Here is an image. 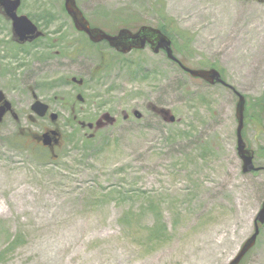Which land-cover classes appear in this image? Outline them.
<instances>
[{"label":"rangeland","instance_id":"rangeland-1","mask_svg":"<svg viewBox=\"0 0 264 264\" xmlns=\"http://www.w3.org/2000/svg\"><path fill=\"white\" fill-rule=\"evenodd\" d=\"M77 5L109 34L172 24L180 62L192 70L215 66L228 86L195 79L150 47L119 55L107 44L92 46L72 26L64 0H22L20 14L53 24L48 39L61 40L46 56L60 51L63 67L33 79L27 63L23 70L2 64L13 75L1 84L20 115L28 85L38 87L60 116L63 145L56 159L47 158L10 121L0 127V264H230L264 203V3ZM75 44L81 49L73 58ZM235 91L246 97L244 139L261 168L250 174L237 154ZM79 93L85 102L76 100ZM106 113L116 125L90 139L95 133L78 122L96 123ZM29 129L39 133L40 126ZM242 264H264V226Z\"/></svg>","mask_w":264,"mask_h":264},{"label":"water","instance_id":"water-1","mask_svg":"<svg viewBox=\"0 0 264 264\" xmlns=\"http://www.w3.org/2000/svg\"><path fill=\"white\" fill-rule=\"evenodd\" d=\"M64 2L65 10L71 17L76 30L78 32L85 33L92 43L100 44L102 42H107L112 49L122 55H128L135 50H145L147 46H150L154 54H159L160 51H165L167 58L170 61L179 64L183 71L189 74L191 77L200 79L211 86H228L222 78L221 73L214 68L209 70H192L182 65L174 55L172 40L169 39L165 34H163L161 30L149 26H142L135 32L129 29H122L118 34L110 35L99 28H91L90 23L86 20L82 11L79 9L76 0H64ZM0 4L4 7L8 18L12 20L14 33L17 37L20 38L21 42L27 41L28 36H31L32 40L42 35L41 32H38V28L27 16L18 15L17 12L21 5V0H0ZM72 81L77 83L78 85H83L84 83L83 80H77L76 78H74ZM236 94L239 97V101L236 106V118L238 123L237 154L243 164L242 172L244 174H250L260 171L261 169L255 166V152L247 147L243 136V131L245 128L246 98L238 92H236ZM2 102H4L5 107L0 108V124H2L5 114L8 111H11L12 108L10 102L6 101L3 92L0 91V103ZM33 109L38 114L44 115L48 111V106L41 102H37ZM161 112L165 113L166 111ZM134 116L137 118V120H141L143 117V115L138 111L134 112ZM52 118L53 121H56L57 115H52ZM102 118L97 121L96 124H83L82 127H87L90 130L95 129V131H99L110 126H114L117 123L116 118L111 117V115L108 113L102 116ZM127 119L128 115L124 117V120ZM175 120L176 119L174 117H170V123H174ZM51 135L46 134L42 136L40 142H43L45 146H49L52 143H55V145H59L61 134L58 131H53ZM263 225L264 203L256 217L255 230L253 235L244 243L239 253L230 264H242L248 254L256 247L258 238L261 234V227Z\"/></svg>","mask_w":264,"mask_h":264},{"label":"flooded vegetation","instance_id":"flooded-vegetation-1","mask_svg":"<svg viewBox=\"0 0 264 264\" xmlns=\"http://www.w3.org/2000/svg\"><path fill=\"white\" fill-rule=\"evenodd\" d=\"M256 1L264 3V0H256ZM21 5H22V2H21ZM19 10L17 12L18 15L19 16L24 15V14H20ZM84 16L90 23V26L92 28H95L91 24L90 20L86 17L85 14ZM30 20L38 28V32H41L42 35L32 40H31V36H28L27 41L21 42L20 38L17 37L14 33L12 20L8 18L4 7L1 6L0 4V22L3 23V26H2L3 28L0 29V91L3 92L6 98V101L10 102V104L12 105L11 111H8L5 114L4 120L2 124H0V127H2L3 125H5V123L10 121L12 125L19 128L20 137H24L26 141H30L32 144H35L41 147L43 151H46V153L51 154L52 152L57 151L63 145V135L60 129L58 128V121L60 119V116L56 113L57 115L56 121H53V118H52V115H54V110H53L54 105H52L51 103L50 104L45 103V101H43V99L37 95L40 89L38 87L35 89L33 86L29 84L28 89H27L28 94H29L27 110L29 112L25 109V112H23V114L20 115L16 111L15 104L8 98V94H7L8 90H5L1 84L3 80L11 79L13 75L12 71H9L7 69L3 70V68H7V67L2 64H9V66L11 67L12 65H16L18 69H15V70H19V69L23 70L24 64L27 63V66L30 71V75L31 77H33V79L39 78L41 74H43L47 69L50 68V66L56 65L59 69H62L63 67V65L58 61L61 55L60 51H55L54 53L55 55L51 54L50 56H46V53L49 51L50 52L53 51L55 46L59 45V41L61 40V39H55V40L48 39L49 38L48 30L52 27L53 24L43 25L41 23H37L36 21L32 19ZM72 26L75 29L73 22H72ZM56 31L58 32L57 34L60 35L61 29H58ZM79 34L85 36L88 39V36L86 34L84 33H79ZM73 46L74 47L72 51H73V58H74L79 55L81 48L77 49V47H80V46L76 44ZM97 47H99V45H97ZM74 78L75 77H73L72 80ZM72 83L76 84L75 82H72ZM83 85H78V86L82 87ZM55 99H56V102L59 101L58 96ZM76 100L81 103L85 102L83 95L80 93L76 95ZM37 102H41L48 106V111L44 115H40L36 111H34L33 108L35 107ZM1 107H5L4 102L0 103V108ZM75 107L76 105L73 104L72 109H71L72 113L75 112ZM42 122H44L45 125L41 126L40 124ZM72 122H78V117L74 116L72 119ZM78 123L81 126L83 124L82 122H78ZM31 126L32 127L40 126L39 133H35L34 131L30 130L29 127ZM53 131H58L62 136L59 145H55V143H52L49 146H45L43 142H40V139L42 136L46 134L51 135Z\"/></svg>","mask_w":264,"mask_h":264},{"label":"trees","instance_id":"trees-1","mask_svg":"<svg viewBox=\"0 0 264 264\" xmlns=\"http://www.w3.org/2000/svg\"><path fill=\"white\" fill-rule=\"evenodd\" d=\"M167 27H170V28H173V26H172V24H169L168 26H164V25H162V26H160V27H157V28H159L165 35H167L168 37H170L171 38V34L169 33V31L167 30ZM172 39V38H171ZM173 40V39H172ZM174 42V41H173ZM175 45V44H174ZM215 67V66H214ZM213 67V68H214ZM259 105V108L261 109V111L262 112H264V99H261L260 100V103L258 104ZM245 118H246V120H245V124H247L246 123V121L248 120V117H249V115H248V108H246V114H245ZM244 135V134H243ZM17 148H20V144L19 143H16V145H15ZM41 153V155L42 156H44V157H47L48 158V153H46L45 151H41L40 152ZM158 230H161L159 227H157L156 228V231H158ZM251 254V253H250ZM249 254V255H250ZM249 255L246 257V259L249 257ZM244 262V261H243Z\"/></svg>","mask_w":264,"mask_h":264}]
</instances>
